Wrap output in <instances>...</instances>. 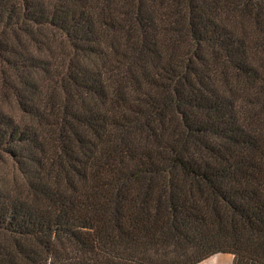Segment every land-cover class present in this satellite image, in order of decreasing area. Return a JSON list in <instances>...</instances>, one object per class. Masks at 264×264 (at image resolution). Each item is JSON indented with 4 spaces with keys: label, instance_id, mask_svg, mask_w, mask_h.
Listing matches in <instances>:
<instances>
[{
    "label": "trees",
    "instance_id": "16d2710c",
    "mask_svg": "<svg viewBox=\"0 0 264 264\" xmlns=\"http://www.w3.org/2000/svg\"><path fill=\"white\" fill-rule=\"evenodd\" d=\"M0 264H264V0H0Z\"/></svg>",
    "mask_w": 264,
    "mask_h": 264
},
{
    "label": "rangeland",
    "instance_id": "374dc122",
    "mask_svg": "<svg viewBox=\"0 0 264 264\" xmlns=\"http://www.w3.org/2000/svg\"><path fill=\"white\" fill-rule=\"evenodd\" d=\"M9 166L3 162H0V170L8 171ZM233 255L231 254H219L211 259H208L203 262V264H232L233 262Z\"/></svg>",
    "mask_w": 264,
    "mask_h": 264
},
{
    "label": "crops",
    "instance_id": "0c3cea01",
    "mask_svg": "<svg viewBox=\"0 0 264 264\" xmlns=\"http://www.w3.org/2000/svg\"><path fill=\"white\" fill-rule=\"evenodd\" d=\"M213 257H215V256H213ZM212 258V257H211ZM211 258H209V259H211ZM205 263V262H204ZM201 264H203V262L201 263Z\"/></svg>",
    "mask_w": 264,
    "mask_h": 264
}]
</instances>
